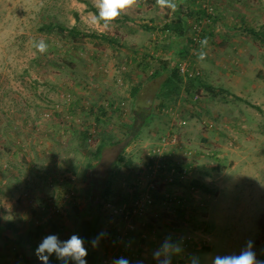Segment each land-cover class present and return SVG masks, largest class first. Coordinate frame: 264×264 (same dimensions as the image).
Segmentation results:
<instances>
[{"label":"rangeland","instance_id":"obj_1","mask_svg":"<svg viewBox=\"0 0 264 264\" xmlns=\"http://www.w3.org/2000/svg\"><path fill=\"white\" fill-rule=\"evenodd\" d=\"M177 3L172 12L138 0L103 29L91 24L95 0H0V224L11 219L20 233L32 229L34 214L44 212L41 200L57 195L59 187L71 192L72 206L85 208L92 173L110 180L108 198L129 202L148 176L151 146L169 134L180 141L179 147H169L175 159L196 163L190 175L200 183L197 188L218 186L228 206L218 208L215 242L210 252L201 253L205 264L216 255L239 254L255 227L259 235L252 250L264 261V234L253 218L254 206L264 199V41L259 35L264 0ZM203 4L213 7L214 19L202 36L208 41L206 59L190 57L199 78L177 73L178 93L165 96L163 80L178 59L190 55L191 42L163 24L186 14L191 24ZM40 40L48 45L43 54L33 47ZM133 121L139 125L135 137L128 134ZM104 138L111 141L96 157ZM61 175L74 178L60 182ZM71 203L57 197L51 212V221H64L60 240L71 230L66 224ZM155 208L145 215L157 223L153 235L164 221L179 233L205 235L204 204L190 214L167 212L160 203ZM99 216L102 224L110 219ZM1 235L0 230V258L15 247L10 241L1 245ZM203 235L193 245L204 243ZM111 238L102 237L94 248L96 264L112 256ZM101 242L108 245L105 257ZM162 242L157 241L159 247ZM21 255L18 251L16 259ZM172 260L192 264L181 250Z\"/></svg>","mask_w":264,"mask_h":264},{"label":"trees","instance_id":"obj_2","mask_svg":"<svg viewBox=\"0 0 264 264\" xmlns=\"http://www.w3.org/2000/svg\"><path fill=\"white\" fill-rule=\"evenodd\" d=\"M151 1H155V0H151ZM208 5L207 4H203L200 8H198L194 13L197 15H199V18L201 16L206 15V7ZM213 8V7H212ZM91 10L94 12V14H96V8H91ZM214 11V10H213ZM198 17V16H196ZM194 18L193 21H198L199 18ZM188 14H186L185 16L181 17L180 19L177 20H170V22H165L163 24V29L167 30L169 32L172 33V35L174 34L177 35L178 37H182L183 39H185L186 41L191 42L190 45L193 43L192 40V24H188ZM192 21V22H193ZM211 25V24H210ZM208 25V26H210ZM207 26V27H208ZM206 28L202 29V35H204L205 31L207 30ZM259 35L262 37L263 41H264V32L259 33ZM179 52H183V47H179ZM165 61V60H164ZM166 62V61H165ZM177 70L173 69L170 71V73L165 77V79L163 80V93L165 96H170L173 98L175 97V95L178 93V89H179V85L176 83L175 78L178 77L179 78V74L177 75ZM182 77V76H181ZM194 78H199V76H196ZM134 91L136 88H133ZM133 91V92H134ZM135 121V120H134ZM134 121L131 123L130 128L128 129V134L129 136L132 135V137H135L138 130H139V125H135ZM134 123V124H133ZM136 126V128H135ZM134 131V132H133ZM131 132H133L132 134H130ZM127 133L125 134V136L128 135ZM89 137V136H88ZM87 137V139H88ZM111 138H104V140H102V142H100L96 148L95 154L94 156L98 157L103 149L104 145H108L110 143ZM112 143V142H111ZM166 162L168 160H165ZM188 167H192L191 164H185ZM196 167V166H195ZM218 169V168H217ZM60 177H65L64 179L61 178L59 179L60 182H63L64 180H71L74 178L73 175H61ZM193 177L190 175V179L189 180H184V181H174L173 183H170L171 186L173 185H182L185 186L188 190L190 191H194L195 186H199L200 183L197 180L192 179ZM67 185V184H66ZM162 186H159V188H161ZM61 187H59V189H55V194L57 195H53L52 197L46 199H42L41 200V204L38 205V207H40L42 210H44V212L42 214L40 213H36L34 214L35 217L32 218L33 219V227L32 229L28 230L24 237L23 234L24 233H19L17 231V229L13 226V222L11 221H6L5 223H2L0 225H3L2 227L0 226V230L1 232L4 230L5 232V237L11 242L12 245H14L17 248H12V253L16 254L19 250H21L20 246L21 241H24V239H26L27 237H30L31 234H34V236L42 233V230L46 229L47 227L49 228V230H52L53 232H55V234L62 231V229L64 230L63 226L64 224H60V219L57 220H53L51 221V212L55 211L53 209H55V207L57 206V197L60 198H64V201L66 202H72L71 204H69L70 206L72 205H76V203L74 202V198L71 195V192L67 189H60ZM204 188V187H203ZM111 193V183L110 180L108 179V177L105 175H97L95 176L93 173L91 175V177H89V185H88V194H87V204L85 205V208H81L78 209L80 207L77 208V206H72L70 207L72 209V211H68V216L66 217L67 220V225L71 226L74 231L72 234H77L79 237H81L85 244V248L87 249V256L85 257L86 261L88 264H90V255L91 252H95L93 262L92 264H96V251L95 249L90 246V241L96 237L98 234L102 233V229L105 228V237L107 235H110L112 238V241H116L115 238V234L118 232V230L116 229V231L113 232L115 225L118 224L119 222H122V224L124 223L123 220H121V217L119 215H111L109 214L106 210L103 209V203L104 202H111L113 204L117 203L116 201L112 200L111 197H107L109 196V194ZM138 194V192H137ZM136 194V195H137ZM134 195V196H136ZM155 196L157 198H160L161 195H158L157 193H155ZM168 199V198H167ZM171 201L174 202V206L172 208V211L175 213L177 212L178 214H187L189 212V214L193 211L194 209V204H192V202L188 201L187 204L185 205L183 203V199L181 197H172L169 198ZM198 203V202H197ZM50 210V211H49ZM57 210V208H56ZM175 213V214H177ZM102 214H107L108 216H110V219L107 220L104 224L102 217L99 215ZM42 218H45V220H42ZM121 224V225H122ZM258 227L259 230L261 231V233L263 232L264 234V214H261L259 220H258ZM154 225V223L151 222H146L145 223V227H146V231H148L150 228H152ZM124 227V224H123ZM2 228V229H1ZM174 228V229H172ZM159 229H157V231H159ZM168 231H173L176 232L175 230V226L170 227L168 230H164L161 232L156 233L155 235H159L161 237V234L163 232H168ZM8 232V233H7ZM135 234V233H134ZM140 234V233H139ZM59 235V234H58ZM129 237H130V241L132 240L135 243V246H138V253H140L141 249H143V247L140 246V244H143V246H145V239L139 238L138 235H131L130 232L128 233ZM35 236V237H36ZM136 237L139 238V240H136ZM171 240L173 241L174 237H170ZM162 240V239H161ZM174 243L178 242V240L173 241ZM35 247V246H34ZM126 251L130 252V249H126ZM18 255H20V253H18ZM95 260V262H94Z\"/></svg>","mask_w":264,"mask_h":264},{"label":"built area","instance_id":"obj_3","mask_svg":"<svg viewBox=\"0 0 264 264\" xmlns=\"http://www.w3.org/2000/svg\"><path fill=\"white\" fill-rule=\"evenodd\" d=\"M206 12V15L201 16L198 21L196 20L192 22L193 24L191 30H193V43L191 44L190 55L185 58L178 59L175 64L178 74L184 79L193 78L200 74L195 62L191 61L190 57L197 58L196 53L200 51L199 41L204 39L202 37V29L210 25L214 19L212 6L208 5L206 7ZM89 139L90 136L88 137V140ZM177 146H180V141L177 140L175 135L167 134L160 137V139L150 148L151 155L146 162L148 176L138 194L129 202L123 200L115 204L111 202L103 203L104 210L111 215H119L121 220L124 222V228L121 230L117 229L118 232L115 234L116 241L115 247L111 252L112 256L108 257L109 260L107 259L108 261L106 260L104 264H112V261L119 257L127 258L129 264H137V262H140V253H138L137 248L138 246H135L132 240L130 241L128 233L130 232L131 235L135 233L142 239H146L150 235H153L156 231L157 223L146 231L145 223L148 221L145 220V215L149 208L154 207L158 203H160L167 212H170L174 206V202L169 198L179 196L183 199V203L185 205L187 204L188 195H178L170 188V183H173L174 181L189 180L190 170L196 165V163L190 160L183 161L175 159L174 153L176 151H173V149L174 147L177 148ZM169 147H173V149H170ZM190 152V149L186 151L187 154ZM165 160L168 161L166 162ZM185 164H191L192 167L190 168ZM157 178L161 179V188H159V184H157ZM155 193L161 195V197L157 198ZM42 220H45V218H42ZM105 230L106 229L103 228L102 232L105 233ZM200 235L201 234H179L173 231H168L163 232L160 238L164 241L166 237H174L178 240L176 243L179 244L181 252L187 256L190 247L197 243ZM140 246L143 247V244H140ZM126 249H130V252L126 251Z\"/></svg>","mask_w":264,"mask_h":264},{"label":"clouds","instance_id":"obj_4","mask_svg":"<svg viewBox=\"0 0 264 264\" xmlns=\"http://www.w3.org/2000/svg\"><path fill=\"white\" fill-rule=\"evenodd\" d=\"M156 5L161 9H169L175 12L178 8L177 0H155ZM138 3V0H95L96 14L91 17V24L101 25L103 29H108L121 13ZM200 51L196 53L199 61H204L207 52V39L199 41ZM33 47L37 52L43 54L47 51L48 45L45 41L34 42ZM100 233L93 238L90 243L93 248L97 247L99 240L105 236ZM84 240L77 234H72L67 240H60L57 235L49 234L35 248L34 254L42 264H49V257L55 255L60 264H87L85 257L87 249L84 246ZM253 242L247 241L245 247L239 254L216 255L212 258L211 264H264V261L256 259V253L252 250ZM180 247L166 237L160 247L153 252V259L157 264H171L172 256L180 252ZM112 264H129L125 257H119L112 261ZM142 264V262H137ZM192 264H199L198 257L192 258Z\"/></svg>","mask_w":264,"mask_h":264},{"label":"crops","instance_id":"obj_5","mask_svg":"<svg viewBox=\"0 0 264 264\" xmlns=\"http://www.w3.org/2000/svg\"><path fill=\"white\" fill-rule=\"evenodd\" d=\"M214 138L218 139V136H215ZM194 153L197 154V152L195 151ZM218 155V154H217ZM201 168V167H200ZM227 168V167H226ZM226 168H224L223 170H226ZM205 170V169H202ZM199 174V171H198ZM197 174V175H198ZM205 179H210L211 178V174H205L203 175ZM212 179L213 176H212ZM196 180V179H194ZM170 188L175 191L178 195H188V201L192 202V204H194V209L196 206H198V204L201 206L204 204V211H205V215H201L203 217H205L208 227L205 229V231H203L205 233V235H203L202 233H199L203 236H205L206 241L204 243H202L201 245H193L192 248H190L189 252L187 253V259L190 263H192V258L193 257H198L199 259V264H205V259L202 257L201 253L203 251L206 252H210L212 245L214 244V239L216 234L218 233V229L216 228V224L218 222V208L221 210H227L228 206L225 203V199L223 197L224 192L221 190H218V186L215 190H208L206 188H197L195 187L194 191H190L188 190L185 186L182 185H173L170 186ZM219 200V201H218ZM198 202V204H197ZM202 203V204H200ZM255 209H258L257 212H255L254 214V221L255 223H258V220L261 216V214L264 213V199H262L261 201H259L257 203L256 206H254ZM153 211L156 210L155 206L154 209H152ZM8 221H11V219H8ZM176 221V220H175ZM14 223V222H13ZM62 224H64V221L62 219V222H60ZM122 222H119L118 224L115 225V228L113 230L116 231V229H123V224ZM168 223H166V221L163 222L162 226L160 228V232L164 231V230H168L170 227H168V225H166ZM189 224V223H187ZM16 228V225H13ZM70 226V225H69ZM68 226V227H69ZM2 227V226H1ZM71 230H69V232L65 235V237L63 240H67L73 233L74 229L70 226ZM2 229V228H1ZM49 229V228H48ZM47 228L42 230V233L38 234L36 237L34 236V234H31L30 237H27L26 239H24V241H21V251L22 255L19 256L20 259H16V254L11 253V252H4V255H2V257L0 258V264H42L41 261L38 260L37 256L34 254L35 252V248L38 246V244L42 241V239L46 236L49 235V233H51L52 230H48ZM203 229H200L199 231H201ZM257 230V232H256ZM17 231L20 233L19 228H17ZM181 230H176V233H179ZM5 232L6 231H2V235H1V245L2 244H6L9 242V240L5 237ZM8 233V232H7ZM26 232H24L23 237L25 235ZM60 235L62 234V231L56 234V235ZM179 234H185V233H179ZM259 235V231L258 229L255 227V229H253V239H251V241L254 244L255 239L258 237ZM155 237L154 239H151V237ZM150 236L149 241L145 243V246L143 247V249H141L140 251V262H142V264H157V261L155 259H153V252L159 248V245L157 243V241L161 240L160 236L157 235H152ZM136 240H139L138 237H136ZM173 241H176V239L174 238ZM5 244V245H6ZM102 246V249H99L101 253H105L104 257L107 255L106 250H108V245L107 244H103L102 242L100 243ZM35 246V247H34ZM99 246V244H98ZM107 248V249H106ZM103 255V254H102ZM23 256V257H22ZM208 256L206 255L205 258H207ZM207 260V259H206ZM60 264V261H58L55 257V255H52L49 257V264ZM171 262H173V260H171ZM172 264H175L174 262Z\"/></svg>","mask_w":264,"mask_h":264}]
</instances>
